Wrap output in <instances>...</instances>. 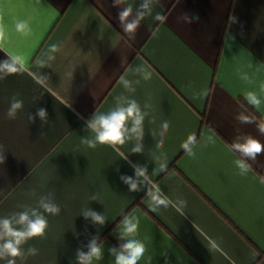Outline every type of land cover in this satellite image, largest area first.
<instances>
[{
  "label": "crops",
  "instance_id": "crops-1",
  "mask_svg": "<svg viewBox=\"0 0 264 264\" xmlns=\"http://www.w3.org/2000/svg\"><path fill=\"white\" fill-rule=\"evenodd\" d=\"M126 3L135 11L139 0ZM117 11L113 0H0L7 30L0 61L13 54L25 61V71L0 80V217L37 207L48 193L61 207L59 215L47 216L46 237L24 246L38 254L23 264H77V249L87 251L96 235L104 256L94 264H115L108 249L122 242L125 216L140 220L136 238L146 246L140 264H264V155L241 176L234 163L239 156L228 148L246 134L264 143L255 124L235 119L243 111L264 120V105L257 111L244 99L264 83V0H157L134 38L121 29ZM157 13L164 19L155 20ZM184 13L199 23H185ZM18 18L30 21L31 35L16 33ZM52 44L60 50L42 68L38 61L47 59ZM137 66L152 73L150 81L133 74ZM238 69L254 83L242 81ZM121 76L140 80L135 92L124 89ZM13 96L24 107L9 120ZM117 96L135 99L142 109L151 104L143 153H131L133 142L118 152L81 143L90 135L86 121L114 108ZM38 107L47 109L48 124L28 120ZM165 120L170 127L159 146ZM189 134L197 137L194 157L181 148ZM130 162L147 165L165 194L186 200L185 215L171 207L151 212L146 189L130 192L120 180L134 176ZM162 162L166 171L154 175ZM88 207L107 217L103 226L81 215Z\"/></svg>",
  "mask_w": 264,
  "mask_h": 264
},
{
  "label": "clouds",
  "instance_id": "clouds-1",
  "mask_svg": "<svg viewBox=\"0 0 264 264\" xmlns=\"http://www.w3.org/2000/svg\"><path fill=\"white\" fill-rule=\"evenodd\" d=\"M39 2V0H38ZM157 0H139V4L135 11L132 5L127 4L126 0H113V7L118 9L116 19L119 22L121 29L128 34L129 38H134L137 29L140 27L141 21L152 15L153 5ZM123 5V7H120ZM159 21L164 19L159 13L154 17ZM182 19L187 24L193 22L199 23V17L184 13ZM16 33L27 37L32 33L31 23L28 19H16L14 22ZM7 30L0 17V42L6 38ZM60 50L58 44L50 45L49 55L46 60L38 61L40 67H44L49 61L55 59L53 54ZM251 67V65H249ZM25 71V61L23 56L18 54L7 55V58L0 61V80L6 79L8 76L22 73ZM133 74L139 75L144 81H150L152 73L142 66H137L133 70ZM239 78L245 83L251 85L253 79L247 72L237 70ZM42 79H49L46 76ZM119 83L128 92H135L133 84H139L140 80L131 81L121 76ZM39 99V98H38ZM244 99L248 105L259 111L264 105V83L259 85V91L249 90L244 93ZM23 100L13 96L6 117L9 120H15L18 114L23 110ZM151 104L145 103L143 109L135 99H129L125 96L115 97V107L110 111L95 112L86 121V131L89 136L81 138V143L88 148L96 149L98 146H108L114 151H119V146H123L128 142H133L131 153L144 152V122L149 112ZM27 118L30 123H34L37 118L43 124H48L49 118L47 109L38 107L35 114L27 113ZM235 119L240 124H255L260 135H264V120H256L249 114L241 111ZM154 122V121H153ZM170 124L167 120L161 124L159 133L161 139L159 146L163 145V137L168 132ZM41 138L44 133L41 132ZM209 141L214 143L211 137ZM197 142L195 134H189L186 140L181 144L190 156H195L193 145ZM231 152L238 154L239 158L234 161L236 168L241 176L246 175L251 168L250 161H255L258 156L264 155V143L252 135L237 136L228 145ZM127 159V157H124ZM5 155L3 146L0 145V163H4ZM130 166L134 170V176L121 175L120 180L124 183L130 192H140L146 189V203L151 212H158L160 208H173L181 216L185 215L184 209L187 207V201L177 197L172 199L160 188L158 184L152 182L148 175L147 165L131 163ZM167 169V163L162 162L158 169L153 170V174L164 172ZM31 195L35 196L36 191L32 189ZM91 200L97 201V197L93 195ZM61 212V207L53 199V194L40 195L38 198L37 207H25L23 211L13 212L8 216L0 217V261L4 264H18V260L23 264V261L29 256H36L38 249L28 247L25 250V245L34 238L43 239L46 237L49 228L48 215L57 216ZM47 214V215H46ZM81 215L85 220L91 221L92 224L103 226L106 223L107 217L91 208L85 209ZM140 225V220L135 216H125L121 221V231L119 240L122 241L118 247L108 249L109 255L114 257L115 264H140L145 256V244L136 238ZM87 251L82 248L76 251L77 264H94V261H101L104 256L103 242L99 236H92L85 246ZM213 247H216L213 245ZM151 259V258H150Z\"/></svg>",
  "mask_w": 264,
  "mask_h": 264
}]
</instances>
